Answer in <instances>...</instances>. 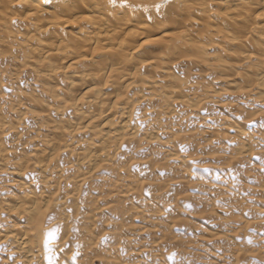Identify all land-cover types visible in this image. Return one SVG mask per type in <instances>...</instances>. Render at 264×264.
<instances>
[{
    "label": "bare ground",
    "instance_id": "6f19581e",
    "mask_svg": "<svg viewBox=\"0 0 264 264\" xmlns=\"http://www.w3.org/2000/svg\"><path fill=\"white\" fill-rule=\"evenodd\" d=\"M210 74L241 76L234 96L264 100V0H0V164L13 157L3 141L14 130L7 101L10 110L37 106L42 120L58 115L44 122L52 135L36 150L35 166L48 173L72 153L89 167L82 183L119 150L154 140L144 126H164L160 117H173L176 107L202 109L210 94L187 79ZM23 76L36 88L21 87ZM13 164L17 176L28 169L22 159ZM59 193L26 195L11 207L27 221L14 243L29 260L45 233L61 234L72 215L64 199L74 193Z\"/></svg>",
    "mask_w": 264,
    "mask_h": 264
},
{
    "label": "rangeland",
    "instance_id": "374dc122",
    "mask_svg": "<svg viewBox=\"0 0 264 264\" xmlns=\"http://www.w3.org/2000/svg\"><path fill=\"white\" fill-rule=\"evenodd\" d=\"M22 79L21 87L36 88L32 78ZM187 80L210 94L202 109L176 107L173 117H160L164 126H144L154 140L143 138L133 154L119 150L82 183L89 167L72 153L61 154L48 173L35 166L36 150L52 135L44 122L58 115L42 120L37 106L21 102L10 110L7 101L14 130L3 141L13 157L0 164V236H11L0 244V264H49V255L59 264H264V100L234 96L241 76ZM247 148L252 154L241 155ZM16 159L28 164L21 176L13 174ZM56 191L74 193L64 199L72 215L48 248L53 230L45 233L29 260L14 243L27 221L11 207L26 195Z\"/></svg>",
    "mask_w": 264,
    "mask_h": 264
},
{
    "label": "snow or ice",
    "instance_id": "6c2138e0",
    "mask_svg": "<svg viewBox=\"0 0 264 264\" xmlns=\"http://www.w3.org/2000/svg\"><path fill=\"white\" fill-rule=\"evenodd\" d=\"M113 2H114V0H113ZM162 6H163L162 4L156 5L157 8H160ZM57 238L58 237H57L56 233H49L45 239V247L48 248L49 245ZM249 242H251V241H249ZM48 260H49V264H59L58 260L56 259V257L54 255H49Z\"/></svg>",
    "mask_w": 264,
    "mask_h": 264
}]
</instances>
